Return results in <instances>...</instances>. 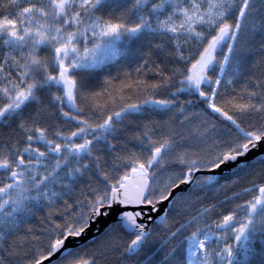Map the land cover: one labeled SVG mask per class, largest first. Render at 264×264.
Wrapping results in <instances>:
<instances>
[{
  "label": "snow or ice",
  "instance_id": "snow-or-ice-1",
  "mask_svg": "<svg viewBox=\"0 0 264 264\" xmlns=\"http://www.w3.org/2000/svg\"><path fill=\"white\" fill-rule=\"evenodd\" d=\"M0 264H264V0H0Z\"/></svg>",
  "mask_w": 264,
  "mask_h": 264
},
{
  "label": "water",
  "instance_id": "water-1",
  "mask_svg": "<svg viewBox=\"0 0 264 264\" xmlns=\"http://www.w3.org/2000/svg\"><path fill=\"white\" fill-rule=\"evenodd\" d=\"M95 230H96V226H93V228L91 229V231H90L89 235H88L87 237H85L84 239H85V240H87V239H90V237H91V234H92V233H94V232H95ZM81 242H83V241H81Z\"/></svg>",
  "mask_w": 264,
  "mask_h": 264
}]
</instances>
